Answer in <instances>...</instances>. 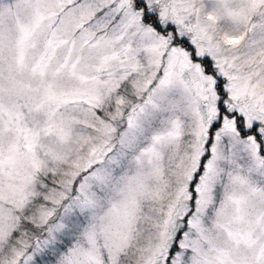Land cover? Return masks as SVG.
<instances>
[{"label":"snow or ice","instance_id":"obj_1","mask_svg":"<svg viewBox=\"0 0 264 264\" xmlns=\"http://www.w3.org/2000/svg\"><path fill=\"white\" fill-rule=\"evenodd\" d=\"M0 264H264V0H0Z\"/></svg>","mask_w":264,"mask_h":264}]
</instances>
